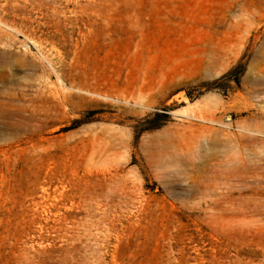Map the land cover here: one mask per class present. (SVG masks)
<instances>
[{
    "label": "rangeland",
    "instance_id": "1",
    "mask_svg": "<svg viewBox=\"0 0 264 264\" xmlns=\"http://www.w3.org/2000/svg\"><path fill=\"white\" fill-rule=\"evenodd\" d=\"M0 264H264V0H0Z\"/></svg>",
    "mask_w": 264,
    "mask_h": 264
}]
</instances>
